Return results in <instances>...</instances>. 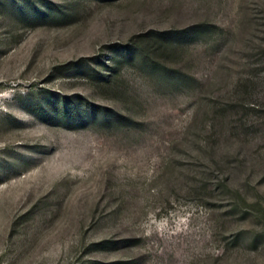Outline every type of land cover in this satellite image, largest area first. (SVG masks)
<instances>
[{
	"label": "rangeland",
	"instance_id": "374dc122",
	"mask_svg": "<svg viewBox=\"0 0 264 264\" xmlns=\"http://www.w3.org/2000/svg\"><path fill=\"white\" fill-rule=\"evenodd\" d=\"M0 264H264V0H0Z\"/></svg>",
	"mask_w": 264,
	"mask_h": 264
}]
</instances>
